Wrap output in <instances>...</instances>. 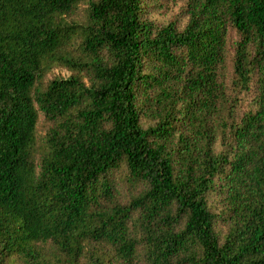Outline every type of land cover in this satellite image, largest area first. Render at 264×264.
<instances>
[{
	"label": "trees",
	"instance_id": "obj_1",
	"mask_svg": "<svg viewBox=\"0 0 264 264\" xmlns=\"http://www.w3.org/2000/svg\"><path fill=\"white\" fill-rule=\"evenodd\" d=\"M144 3L0 0V264H264V0Z\"/></svg>",
	"mask_w": 264,
	"mask_h": 264
},
{
	"label": "rangeland",
	"instance_id": "obj_2",
	"mask_svg": "<svg viewBox=\"0 0 264 264\" xmlns=\"http://www.w3.org/2000/svg\"><path fill=\"white\" fill-rule=\"evenodd\" d=\"M184 1L185 0H145L143 14L150 20L156 22L158 25L172 22L176 27H181L185 22V16L183 14ZM84 7L85 3L79 4L77 13L75 14L77 19L82 17V9ZM67 75H69V71L65 68L53 67L48 73L44 75L42 79V85H44L45 82H47L52 77H66ZM139 120L142 127H146L150 122L142 116H140ZM45 128L46 122L43 119V115L40 111H37L36 136L38 140L44 134ZM107 176L109 181H111L115 186V189H117V196L122 202L128 200L131 194H135L141 188V186H139L134 189L125 182L124 169L122 166L112 169L110 173L107 174ZM207 204L213 213L219 212V195L213 192L210 193L207 197ZM224 229V223H216V230L223 232ZM5 264H21V262L16 258H11Z\"/></svg>",
	"mask_w": 264,
	"mask_h": 264
}]
</instances>
